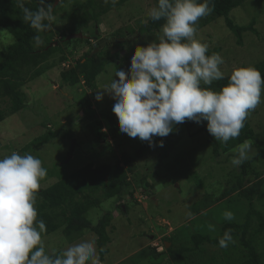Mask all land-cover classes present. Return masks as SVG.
I'll list each match as a JSON object with an SVG mask.
<instances>
[{
  "label": "rangeland",
  "instance_id": "374dc122",
  "mask_svg": "<svg viewBox=\"0 0 264 264\" xmlns=\"http://www.w3.org/2000/svg\"><path fill=\"white\" fill-rule=\"evenodd\" d=\"M82 1L46 0L53 5V29L59 28L63 23L61 17ZM154 5V0H128L121 8L109 11L98 22L92 21L83 28L85 38L86 34L94 35L96 31L97 37L109 39L115 38V33H121L119 41L104 45L110 47L114 56L107 59L104 70L97 75L95 88L85 84L83 75L74 85L65 83L61 77L66 67L74 65L78 58L95 48L93 43L96 41L92 38L90 42L71 41L64 45L66 58L63 62H58L61 55H56V66L27 81L22 86L26 95L25 108L0 122V159L12 151L39 158L47 169L46 177L40 181L42 187L55 182L60 173H70L89 163L95 166L122 163L134 189L133 196L124 193L121 200H104L89 213L93 224L106 213L111 216L107 226L108 252L103 258L99 254L102 264H244L247 254L239 244V235H233L234 243H229L227 248H217L209 243L195 247L192 241L194 233L210 237L220 234L222 224L228 221L223 217L225 211L234 213L235 218L231 221L242 223L250 209L249 200L238 192L221 198L231 172L238 170L231 164L235 148L214 157L208 141L211 134L207 131V121L195 124L175 145L162 147L157 136L153 137V146H150L148 141L130 138L120 131L116 138L97 139L91 124L81 125L80 100L83 98L89 100L96 116L104 122V131L108 130L107 113L118 121L112 111L115 100L101 89L116 78L117 70L130 68V58L137 45L159 42L161 29L143 30L149 19L148 10ZM230 15L241 25L255 19L258 33L245 31L243 44L239 45L224 17L197 26L196 32V39L207 44L208 51L219 49L216 53L224 59L220 65L224 76L230 75L235 68L253 66L264 59V0H244ZM56 38L59 40L60 36L57 34ZM13 41V35L0 27V50ZM98 91L103 92L101 101L95 99ZM7 106L8 101L4 99L1 107ZM247 119L260 137L264 132V103L259 104ZM48 129L56 131L55 138L23 152L25 145ZM249 141L252 144L249 161L258 175L248 176L251 180L247 181L246 187L256 184L252 192L253 206L264 214V154L258 153L253 140ZM124 154L132 156L129 166L122 162ZM202 203L206 206L199 212L194 211L193 206ZM209 225L215 230H210ZM257 229L258 221L253 216L249 236L253 237L264 263V231L258 233ZM93 238L98 251L97 235L90 230L78 231L71 238L62 230L42 237L48 254L61 252L81 239ZM183 247L188 250L182 257L171 260V251Z\"/></svg>",
  "mask_w": 264,
  "mask_h": 264
},
{
  "label": "clouds",
  "instance_id": "9594fccd",
  "mask_svg": "<svg viewBox=\"0 0 264 264\" xmlns=\"http://www.w3.org/2000/svg\"><path fill=\"white\" fill-rule=\"evenodd\" d=\"M38 2L40 6L33 11L25 6V0H16L24 23L37 33L33 36L36 46L43 44L39 33L51 29L54 20L53 5L46 0ZM118 2L103 0L106 5ZM210 3L211 0H157L148 10L151 20L164 21L159 42L137 45L130 68L117 70L118 79L101 89L115 100L112 111L121 133L153 146L154 136L167 137L177 124L207 121L211 136L227 144L239 137L250 113L264 103V76L253 66L233 69L228 84L219 91L202 86L224 79L220 68L223 57L219 53L207 55L208 45L196 39L198 21L213 11ZM101 38L119 41L97 37L96 43ZM95 99L101 101L103 92L98 91ZM159 146H163L162 141ZM234 152L231 164L239 167L252 158L251 142L245 140ZM46 175L42 161L31 154L12 151L0 159V264H102L94 238L81 239L59 254L46 252L42 239L46 225L37 219L35 206L40 181ZM223 217L228 221L235 218L231 211H225ZM209 229L215 230L213 225ZM218 243L221 248L234 243L231 229Z\"/></svg>",
  "mask_w": 264,
  "mask_h": 264
},
{
  "label": "trees",
  "instance_id": "16d2710c",
  "mask_svg": "<svg viewBox=\"0 0 264 264\" xmlns=\"http://www.w3.org/2000/svg\"><path fill=\"white\" fill-rule=\"evenodd\" d=\"M127 1L119 0L116 5L111 3L106 5L103 0H84L81 3L74 4L72 9L61 17L63 23L59 28L55 30L52 27L48 31L39 33L43 44L36 46L33 36L37 33L29 24L24 23L23 13L17 6L16 0H0V27L7 30L14 37L12 43L0 50V97H2V100H0V122L5 120L10 114L25 108L26 95L22 90V86L27 81L43 75L46 71L56 66L57 62L54 60L56 55H61L58 62L65 60L64 45L69 44L71 41L78 43L83 41L90 42V37L96 34L91 35L89 38L77 37L72 39H66L67 35L83 31V28L88 26L90 22H98L102 16L111 10L121 8ZM154 1L157 4V0ZM243 2L244 0H211L210 6L213 7V11L209 15L202 17L198 21L197 26L202 27L217 17H224L228 28L236 35L237 43L242 45V36L245 31L258 33L255 27V19L251 20L249 24L241 25L236 23L230 15L231 11L242 5ZM25 6L35 11L40 5L38 0H25ZM163 23V20L153 21L149 18L143 30L144 32H154L161 29ZM62 31H64L63 35H61ZM57 34L60 36L59 40L56 38ZM113 36H116L115 38L117 39L121 37V33L117 32ZM56 40L58 43L54 45ZM109 48L106 45L93 54L92 51L95 48H91L90 52H86L76 60L72 68L66 67L61 72L62 80L67 84L74 85L81 80L80 75H83L82 80L85 81V84L90 88H95L97 75L104 70L107 59L110 56H114V53ZM218 50L208 51L207 55L216 53ZM90 54L92 55L90 56ZM253 67L258 69L264 76V59L254 64ZM230 75L224 76V79L214 81L211 85L202 86L219 91L228 84ZM4 99L8 101L6 108L1 107ZM80 104L83 112V117L80 120L81 125H84V123L91 124L97 139H104L107 136L116 138L118 136L119 124L112 114L107 113L105 116V119L108 120V130L104 131V122L100 117L96 116V112L92 109L89 100L83 98L80 100ZM195 124L197 123L186 120L184 123L175 125L173 132L167 137L157 136V140L159 142L162 141L164 146L175 145L182 135L190 133ZM55 136L56 131L48 129L25 145L22 150L27 153L33 148L41 147L55 138ZM245 140H253L258 153L264 154V132L258 137L248 119L245 121V127L241 130L239 137L229 140L227 144L215 140L211 135L208 137V141L213 147V155L216 158L222 153L236 148L237 145ZM138 155H141L140 151H138ZM132 160V156L127 154H124L122 158L123 164L128 166ZM250 175L256 177L258 173L255 172L252 164L247 160L238 167V170L231 172L227 180L228 185L221 193V198H225L234 192H238L242 197L249 200L250 209L246 214L245 220L242 223L235 221L224 222L220 234L215 237L194 233L192 241L195 247L203 243H209L221 248L218 243L219 238L223 236L226 230L231 229L232 236L239 235V244L247 254L244 264H264L260 252L254 245L253 237H251V234L249 236L253 216L258 221L257 232L264 231V214L255 210L252 202V192L255 191L256 184L246 187L247 181L250 182L251 180V178H248ZM124 193L133 196L134 189L132 188L127 169L122 166L121 162H117L115 165L102 163L96 166L93 163H89L70 173H60L55 182L46 187L40 186L37 192V203L35 205L38 211L37 219L43 220L46 225V232L42 234V237L62 230L63 234L71 238L78 231L90 230L97 235L98 252L103 258L108 252L107 244L110 241V237L107 233V226L111 222V216L106 213L99 218L96 224H93L89 218V213L92 208L99 207L104 200L110 198L121 200ZM205 206H203V203L197 204L193 206V209L199 212ZM101 248L104 249L103 252L99 251ZM186 250L188 248L183 247L171 251V260H179ZM56 253L59 254L60 252Z\"/></svg>",
  "mask_w": 264,
  "mask_h": 264
},
{
  "label": "water",
  "instance_id": "95a60500",
  "mask_svg": "<svg viewBox=\"0 0 264 264\" xmlns=\"http://www.w3.org/2000/svg\"><path fill=\"white\" fill-rule=\"evenodd\" d=\"M77 37H80V38H81V37H84V35H83L82 32L72 33V34L67 35V36H66V39L77 38ZM87 37H88V36L86 35V38H87ZM96 38H97V36H94V39H96ZM109 42H110V41H108L107 39H102V38H101V39L99 40V43H94V44H93L94 47H97V46H99V47L95 48V50L92 51V54L95 53V52H97L98 48L104 46L106 43H109ZM57 43H58V42L56 41L55 44H57ZM92 54H90V56H91ZM72 67H73V65H71V66L69 67V69L72 68Z\"/></svg>",
  "mask_w": 264,
  "mask_h": 264
}]
</instances>
